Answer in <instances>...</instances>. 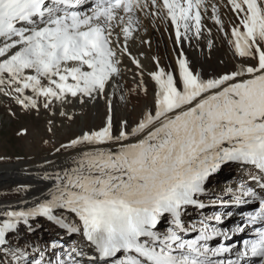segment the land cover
<instances>
[{"label": "snow or ice", "instance_id": "6c2138e0", "mask_svg": "<svg viewBox=\"0 0 264 264\" xmlns=\"http://www.w3.org/2000/svg\"><path fill=\"white\" fill-rule=\"evenodd\" d=\"M160 29L174 59L146 68ZM0 106L75 126L38 196L0 199V264H264V0H0Z\"/></svg>", "mask_w": 264, "mask_h": 264}, {"label": "rangeland", "instance_id": "374dc122", "mask_svg": "<svg viewBox=\"0 0 264 264\" xmlns=\"http://www.w3.org/2000/svg\"><path fill=\"white\" fill-rule=\"evenodd\" d=\"M155 33L157 34V38L154 39L150 38L149 32L147 34H143L142 39L149 41L150 43H142L140 39H137L130 45L133 54L141 59L146 68L152 67L153 62L151 58L153 56L160 57L161 64L164 61V63L168 64L174 59L173 45L170 42L169 34L164 32L163 29L155 31ZM220 47L225 51L223 46L220 45ZM204 50L207 52V49ZM184 51L186 55L203 64V55L200 49L184 48ZM140 53H143L144 55L141 56ZM206 58L207 64H213L215 62L213 56L212 59H208V52L206 53ZM126 63L128 62L126 61ZM129 67H132L133 71H135L134 66L129 64ZM147 79L148 77L145 76V80ZM122 83H126L127 86H134L132 73H128L126 80L122 81ZM16 110L19 112L18 108ZM56 123L57 125L60 124L59 118H57ZM23 128H27L29 130L28 135L24 137H17V130ZM45 128L46 121L44 117H41L39 121H36L33 117L20 115L19 119L9 120L4 111V107L0 106V156L5 157V159H0V167L19 165L22 168L19 172L30 173L32 169L43 164L45 158L49 160H56L57 157L53 155L54 146L58 147L60 142L65 141L67 137L75 131V126L68 127L66 125L64 128L57 127L55 129V136H52L50 133H46ZM36 129H39V131ZM43 139H49L50 143L45 145L43 143ZM234 175V171L225 169L224 172L220 173L213 179V186L217 189L223 188L226 183L230 182L231 177ZM21 185L28 186L27 183L21 180L12 181L6 184L5 182L0 181V199L14 202L18 199L14 190ZM39 194L40 192L34 191L33 193L27 195V198L31 199L33 196H38ZM53 235V226L44 220H40L36 236L42 237L44 240H48Z\"/></svg>", "mask_w": 264, "mask_h": 264}, {"label": "bare ground", "instance_id": "6f19581e", "mask_svg": "<svg viewBox=\"0 0 264 264\" xmlns=\"http://www.w3.org/2000/svg\"><path fill=\"white\" fill-rule=\"evenodd\" d=\"M214 35H215V32H214ZM149 36L151 39L157 38V34L155 33V30H150ZM153 48H155V47H153ZM184 48H189V47L187 45H185ZM217 49L218 50H215L212 53V56L215 59L214 63L218 64L221 59L225 58V51L223 49H221V47L219 45V41H217ZM206 53H207L206 50H203V52H202V55H203L202 63L203 64L205 63V61H207L206 60L207 59ZM188 57L190 59H192V57H190V56H188ZM164 62L162 63V66L166 64ZM21 169L22 168L19 165L0 167V181L5 182V184L12 182V181H17V180L23 181V182L28 184V187H29L28 195L30 193H33L34 191L42 192L45 189L44 187L46 186L47 182L40 178L42 173L40 172L39 167L32 169V171L30 173H21V172H19V171H21ZM242 210H244V207ZM238 219H239V214L237 213V215L235 217H233L230 220L225 222L226 226L231 227V225L234 223V221H236Z\"/></svg>", "mask_w": 264, "mask_h": 264}]
</instances>
